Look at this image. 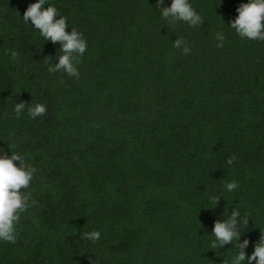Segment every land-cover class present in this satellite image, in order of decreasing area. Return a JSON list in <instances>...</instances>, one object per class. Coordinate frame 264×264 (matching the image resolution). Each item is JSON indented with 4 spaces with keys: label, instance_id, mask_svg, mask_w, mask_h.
<instances>
[{
    "label": "trees",
    "instance_id": "obj_1",
    "mask_svg": "<svg viewBox=\"0 0 264 264\" xmlns=\"http://www.w3.org/2000/svg\"><path fill=\"white\" fill-rule=\"evenodd\" d=\"M35 2L0 0V155L36 169L21 191L37 202L16 242L0 240V264H232L235 241L210 245L233 209L251 255L264 233V41L228 26L249 0H189L201 27L169 24L157 0H46L87 42L78 79L48 71L60 44L23 20ZM37 103L46 113L32 118Z\"/></svg>",
    "mask_w": 264,
    "mask_h": 264
},
{
    "label": "clouds",
    "instance_id": "obj_2",
    "mask_svg": "<svg viewBox=\"0 0 264 264\" xmlns=\"http://www.w3.org/2000/svg\"><path fill=\"white\" fill-rule=\"evenodd\" d=\"M46 0H36L30 4L23 14V20L26 23L31 21V25L36 28L46 41L53 44H60V55L54 66H50L48 71L56 73L63 70L67 75L79 78V71L76 65L80 63V58L87 49V42L83 34L71 28L66 31L69 26L67 18L58 16V10L54 6L43 7ZM163 0H157V7L160 8L161 15L174 25L177 21L187 22L190 26L201 27L203 18L192 8L189 0H171L170 6L161 7ZM237 17L229 22V27L234 29L236 33L249 40L264 41V0H249L248 3L241 4L237 8ZM217 47H223L225 39L223 33H216ZM173 47L182 49L183 54H190L191 49L187 42L182 38H176L173 41ZM12 59L17 58V53H11ZM26 103L20 102L15 105L17 116L25 108ZM28 112L32 118L43 116L46 113V106L37 103L35 106L28 108ZM11 149V146H9ZM0 152H3L0 149ZM236 157L230 156L227 164H232ZM18 162V163H16ZM36 169L31 165H27L21 155L15 151H11V155H0V240L15 243L18 238L16 224L19 222L20 214L25 212L29 207L37 202L31 200V193L22 192L27 189L33 179ZM238 187L236 181L228 182L225 185L227 191H233ZM219 197L210 198L211 204L217 205ZM212 208V207H211ZM250 216V214H248ZM240 213L233 209L231 216L227 220H217L214 222L212 234L215 239L211 242L210 249H217L226 244L237 245L238 254L232 261V264H242L245 260L248 264L255 261V264H264V233L261 234L259 241L254 246L251 255H247L244 249L248 246L249 241L244 239L239 241L240 233L243 229L238 227ZM249 218H244L242 223L247 225ZM244 228V227H243ZM85 237L93 242L100 239L99 231H92L84 234Z\"/></svg>",
    "mask_w": 264,
    "mask_h": 264
}]
</instances>
